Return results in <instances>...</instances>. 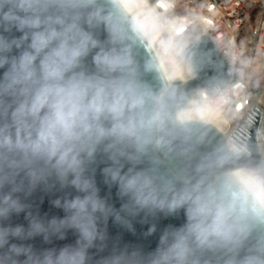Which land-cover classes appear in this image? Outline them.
Listing matches in <instances>:
<instances>
[{
	"label": "clouds",
	"instance_id": "1",
	"mask_svg": "<svg viewBox=\"0 0 264 264\" xmlns=\"http://www.w3.org/2000/svg\"><path fill=\"white\" fill-rule=\"evenodd\" d=\"M147 27L116 0H0V264H264V162L210 148L139 70ZM57 187L63 216H33L27 198ZM161 217L182 222L150 228L154 247L109 237Z\"/></svg>",
	"mask_w": 264,
	"mask_h": 264
},
{
	"label": "built area",
	"instance_id": "2",
	"mask_svg": "<svg viewBox=\"0 0 264 264\" xmlns=\"http://www.w3.org/2000/svg\"><path fill=\"white\" fill-rule=\"evenodd\" d=\"M151 17L156 42L181 65L180 80L193 78L183 51L200 38L208 37L229 63L237 82L217 91L197 93L191 107L216 120L229 151L246 154L231 137L255 108L263 113L258 130L264 162V0H137ZM201 117H204L201 114Z\"/></svg>",
	"mask_w": 264,
	"mask_h": 264
},
{
	"label": "water",
	"instance_id": "3",
	"mask_svg": "<svg viewBox=\"0 0 264 264\" xmlns=\"http://www.w3.org/2000/svg\"><path fill=\"white\" fill-rule=\"evenodd\" d=\"M106 7H112V0H103ZM116 3L120 7V11L124 14L126 19L133 25L136 22L129 15L126 9L123 7L119 0ZM130 34L135 38L132 42V53L136 60L139 70L144 73L147 77L153 80L156 84L161 86H169L175 88L178 96L182 97V103L185 107L190 109V101L200 91L206 90L212 98L217 96V91L221 88H228L237 82V76L229 63L219 53L217 48L211 42V40L204 36L197 42L191 44L182 53L186 61L191 67L193 78L188 82L183 83L181 80L168 83L166 80L161 66L156 58L153 48L147 42L143 33L137 35L134 31ZM263 113L257 108L249 113L245 118L250 126L248 129H244L240 126L231 140L243 149L246 154H238L236 159L237 165H248L256 166L262 162L260 147L258 143V130L261 123ZM196 126L199 128L205 143L212 149L223 148L229 151L227 143L223 135L211 124L201 121H194ZM97 184L101 189L102 196H108L109 191L103 183V177L97 173L96 176ZM65 193L57 188H53L50 191L38 189L32 193L26 200V203L30 205L28 211H31L33 216L38 217L40 220H51L53 217H62L63 212L57 208L53 201L60 199ZM110 202L113 203L117 208L120 206L119 199L116 196V190L112 189ZM27 212L21 213L19 216L13 218V222L16 224L26 225ZM182 220L173 218L164 219L163 217L158 220H137L133 223L134 231H126L120 226L114 224L112 220L108 223V233L111 240H115L116 237H120L123 242L140 244L145 248H151L155 246V236H146L145 234L150 228L156 227L157 229L163 228L167 224H177ZM72 240L71 234H69L68 241ZM56 242V243H64ZM36 247H46L47 245L41 238H37L34 241H30Z\"/></svg>",
	"mask_w": 264,
	"mask_h": 264
},
{
	"label": "bare ground",
	"instance_id": "4",
	"mask_svg": "<svg viewBox=\"0 0 264 264\" xmlns=\"http://www.w3.org/2000/svg\"><path fill=\"white\" fill-rule=\"evenodd\" d=\"M119 1L136 23L142 22L148 25L145 32L142 33L145 36L147 42L153 48V52L155 53L156 58L158 59V62L161 66V70L163 71V74L168 83H173L174 81L180 80V76L178 74L179 70L181 69V65L178 62H175L170 54L159 48V46L157 45L155 33L151 22V17L147 16L146 13L142 11V8L137 0ZM187 113H191L192 115L193 113H196L199 117V121L211 124L216 129H218L219 132H221V129L218 126L216 120H212L208 114L201 113L199 110H196L192 107H190ZM201 114H203L204 117H201Z\"/></svg>",
	"mask_w": 264,
	"mask_h": 264
},
{
	"label": "rangeland",
	"instance_id": "5",
	"mask_svg": "<svg viewBox=\"0 0 264 264\" xmlns=\"http://www.w3.org/2000/svg\"><path fill=\"white\" fill-rule=\"evenodd\" d=\"M187 115L189 116V117H191L192 116V114L191 113H187ZM195 121H199V118L198 119H196ZM203 122V121H202Z\"/></svg>",
	"mask_w": 264,
	"mask_h": 264
}]
</instances>
